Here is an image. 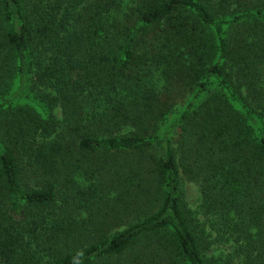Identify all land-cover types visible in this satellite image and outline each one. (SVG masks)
I'll list each match as a JSON object with an SVG mask.
<instances>
[{
    "label": "trees",
    "instance_id": "16d2710c",
    "mask_svg": "<svg viewBox=\"0 0 264 264\" xmlns=\"http://www.w3.org/2000/svg\"><path fill=\"white\" fill-rule=\"evenodd\" d=\"M200 215L264 264V0H0V264H226Z\"/></svg>",
    "mask_w": 264,
    "mask_h": 264
},
{
    "label": "rangeland",
    "instance_id": "374dc122",
    "mask_svg": "<svg viewBox=\"0 0 264 264\" xmlns=\"http://www.w3.org/2000/svg\"><path fill=\"white\" fill-rule=\"evenodd\" d=\"M132 1V0H118ZM183 197L186 207L194 212L200 211L202 194L197 181L189 179L183 174ZM199 223L196 222L197 230L203 237L201 247L206 257H213L226 264H247L246 254L243 248L238 245L229 235L223 237L217 230L213 220L205 215H200ZM114 260V259H112Z\"/></svg>",
    "mask_w": 264,
    "mask_h": 264
}]
</instances>
